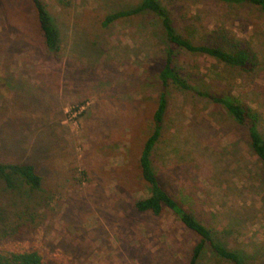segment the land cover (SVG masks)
Returning a JSON list of instances; mask_svg holds the SVG:
<instances>
[{"label":"rangeland","instance_id":"1","mask_svg":"<svg viewBox=\"0 0 264 264\" xmlns=\"http://www.w3.org/2000/svg\"><path fill=\"white\" fill-rule=\"evenodd\" d=\"M42 1L59 32L56 51L45 47L30 0H0V162L33 164L43 179L37 191L0 185V229L39 245L50 264H189L198 238L179 218L134 208L149 196L139 157L162 89L160 24L145 14L102 26L141 0ZM160 2L181 36L198 41L224 29L258 56V68L246 72L177 53L192 91L166 88L152 164L161 186L222 244L247 264H264V168L246 129L198 94L245 105L264 138V12L211 0ZM198 264L226 263L206 251Z\"/></svg>","mask_w":264,"mask_h":264},{"label":"trees","instance_id":"2","mask_svg":"<svg viewBox=\"0 0 264 264\" xmlns=\"http://www.w3.org/2000/svg\"><path fill=\"white\" fill-rule=\"evenodd\" d=\"M211 1L250 6L264 12V0ZM30 2L36 12L39 31L45 47L49 51H56L60 43L59 32L45 3L42 0H30ZM145 14L153 16L160 24L165 35L167 51L163 67L159 73L162 89L153 114V130L146 139L139 157L140 174L143 182L148 187L149 196L135 203V211L158 217L165 210H169L177 216L183 226L198 238V242L191 251L189 264H198L206 251H209L216 259L226 264H247L242 254L222 244L211 228L206 227L197 216L187 211L176 198L171 196L161 186L152 164V153L161 137L163 120L168 108L166 88L169 84H173L180 90L192 91V88L178 72L176 65L178 52L182 51L191 55H204L227 67L246 72H252L258 68V56L250 44L239 40L235 35L224 29L206 32L198 41L181 36L173 26L171 14L162 5L160 0H141L139 5L131 9L108 15L104 19L102 26L107 27L119 20L130 19ZM198 94L211 98L215 104L222 106L239 126L246 129L248 147L264 168V138L258 128V116L230 96L215 94L210 97L202 93ZM42 182L43 179L37 173L36 167L33 164L0 162V185L6 190L14 191L19 190L21 187H27L31 191H37L41 188ZM7 232L6 229H0V238L4 240L0 246V264L51 263L39 245L14 239L15 232H11V235H8V237L6 235Z\"/></svg>","mask_w":264,"mask_h":264}]
</instances>
